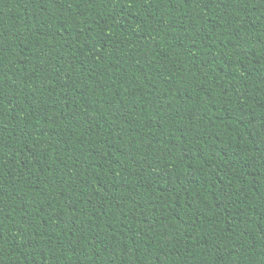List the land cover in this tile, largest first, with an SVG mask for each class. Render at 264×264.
I'll use <instances>...</instances> for the list:
<instances>
[{
  "label": "trees",
  "instance_id": "trees-1",
  "mask_svg": "<svg viewBox=\"0 0 264 264\" xmlns=\"http://www.w3.org/2000/svg\"><path fill=\"white\" fill-rule=\"evenodd\" d=\"M0 264H264V0H0Z\"/></svg>",
  "mask_w": 264,
  "mask_h": 264
}]
</instances>
